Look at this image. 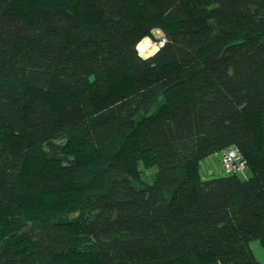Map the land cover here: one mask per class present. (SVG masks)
Segmentation results:
<instances>
[{
    "label": "trees",
    "instance_id": "obj_1",
    "mask_svg": "<svg viewBox=\"0 0 264 264\" xmlns=\"http://www.w3.org/2000/svg\"><path fill=\"white\" fill-rule=\"evenodd\" d=\"M133 1L0 0V264H264V0ZM231 146L246 177L201 178ZM32 157L54 177L27 188Z\"/></svg>",
    "mask_w": 264,
    "mask_h": 264
},
{
    "label": "rangeland",
    "instance_id": "obj_2",
    "mask_svg": "<svg viewBox=\"0 0 264 264\" xmlns=\"http://www.w3.org/2000/svg\"><path fill=\"white\" fill-rule=\"evenodd\" d=\"M150 1L154 2L156 0H150ZM18 3L21 4L22 0H18ZM126 4L128 6L130 13L132 14V17L139 20L138 22L139 24H142L143 23L142 15L139 12L134 1L126 0ZM73 5H74V10L77 12L81 6L85 5V3L83 1H78V2H74ZM149 32L151 35L145 36L144 38L141 39L139 43V46L143 49L145 48L146 45H148V43H151V45L146 46L147 48L145 51H143L144 53L149 52L151 48H153L152 45L155 47L160 44L161 46L164 41V32L160 28H157V27L152 28ZM19 144L20 143L18 142L15 145V147L19 146ZM124 147L126 148V150L122 149L121 151H124V154L126 156L127 165L132 175L136 176L140 180H143L144 182L150 183L152 179V175L156 169L155 164L151 160L145 159V157H142V158L137 157V156L135 157L131 154V138H129L128 135L125 138L123 148ZM60 161L62 165L67 166L65 164L66 163L65 159H61ZM37 165H38L37 160L36 158H33V157L30 160L28 159V161L24 164V169H23L22 178H21V184H23V186L30 188L33 185H38L40 183H43L46 177H49V178L54 177L53 173H48L47 171L42 172L41 170H39L38 168L40 167ZM245 172L246 174L249 172L248 168L245 169ZM199 173H200L201 178L203 179L216 177V176L225 174L219 154L213 153L211 155H208L202 158L199 161ZM60 176L64 178V176H62L61 174ZM64 180L68 181V184L63 189L64 190L67 189L70 192V194H75L78 189L77 188L78 184L77 183L76 185L72 184L69 181L68 177H65ZM62 193L64 194V191ZM40 200H41L40 204L44 203L46 207L53 209L52 212L45 211L46 218H54L55 213L59 214L63 212V214H65L68 211V208L63 207V204L65 202H63V199L61 198V196H53V197L43 196L42 198V195H36V194H31L27 196L24 195L21 205L23 206V208H27V211H28L33 207V205L40 202ZM54 211L55 213L53 214ZM73 212L74 211H71V213H69L68 215H72ZM28 217L33 218L35 216L32 213H28ZM250 246L258 258L264 259V254H263L264 248L261 247V245L256 239L250 241ZM135 255L137 257V254ZM181 264H183V262H181Z\"/></svg>",
    "mask_w": 264,
    "mask_h": 264
},
{
    "label": "built area",
    "instance_id": "obj_3",
    "mask_svg": "<svg viewBox=\"0 0 264 264\" xmlns=\"http://www.w3.org/2000/svg\"><path fill=\"white\" fill-rule=\"evenodd\" d=\"M220 159L226 173H233L241 177H246L245 169L248 168L247 162L237 148L232 146L222 150Z\"/></svg>",
    "mask_w": 264,
    "mask_h": 264
},
{
    "label": "bare ground",
    "instance_id": "obj_4",
    "mask_svg": "<svg viewBox=\"0 0 264 264\" xmlns=\"http://www.w3.org/2000/svg\"><path fill=\"white\" fill-rule=\"evenodd\" d=\"M140 43V42H139ZM139 43H138V45H137V51H138V53L142 56V57H147V56H149L150 54H152V53H154L155 51H156V49L158 48V46H160V44L159 45H157V46H153L152 45V47L154 48H151V50L149 51V52H143V51H145L146 50V46H148V45H151V43H148V45H146L145 46V48L143 49V48H141L140 46H139Z\"/></svg>",
    "mask_w": 264,
    "mask_h": 264
},
{
    "label": "crops",
    "instance_id": "obj_5",
    "mask_svg": "<svg viewBox=\"0 0 264 264\" xmlns=\"http://www.w3.org/2000/svg\"><path fill=\"white\" fill-rule=\"evenodd\" d=\"M251 247V246H250ZM262 247V246H261ZM263 248V247H262ZM251 250H252V248H251ZM253 251V250H252ZM254 253V252H253ZM263 254H264V252H263ZM254 255H255V253H254ZM256 256V255H255ZM256 258L260 261V262H264V259H261V258H258L257 256H256Z\"/></svg>",
    "mask_w": 264,
    "mask_h": 264
}]
</instances>
